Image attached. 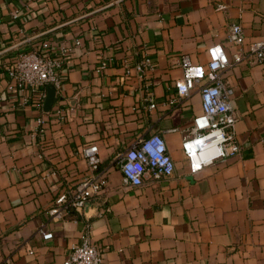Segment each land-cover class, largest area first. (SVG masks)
Segmentation results:
<instances>
[{
    "label": "crops",
    "instance_id": "crops-1",
    "mask_svg": "<svg viewBox=\"0 0 264 264\" xmlns=\"http://www.w3.org/2000/svg\"><path fill=\"white\" fill-rule=\"evenodd\" d=\"M233 24L244 29L241 47L228 40ZM76 38L82 45L60 71L52 109L35 96L24 105L29 93L10 88L7 66ZM259 40L264 0H0V264H64L86 231L102 264H264V61L252 55L224 70L240 151L196 172L182 145L202 112L201 93L182 97L175 86L182 54L206 65L214 45L233 60ZM145 53L154 70L122 83L123 59L135 65ZM104 59L112 60L97 73ZM155 133L174 173L124 184L118 157ZM88 144L106 175L97 210L52 214L59 195L92 172L80 153Z\"/></svg>",
    "mask_w": 264,
    "mask_h": 264
},
{
    "label": "built area",
    "instance_id": "built-area-1",
    "mask_svg": "<svg viewBox=\"0 0 264 264\" xmlns=\"http://www.w3.org/2000/svg\"><path fill=\"white\" fill-rule=\"evenodd\" d=\"M223 8V5L219 7L221 10ZM19 14L20 11L16 10L12 16L18 18ZM20 33L24 34V30L21 29ZM244 39L242 25H231L228 40L241 47ZM81 45L82 40L76 38L61 44L55 53L48 54L39 50L21 53L15 62L7 66L10 88L29 93L25 94L22 101L24 105L34 96L39 104H44L48 85H54L56 90L61 88L63 80L60 71L69 54ZM249 53L244 54L240 49L231 60L222 45H214L208 49L209 62L206 65L194 64L188 54H182L180 57L183 77L175 83L179 96H187L198 88L202 100V112L194 117L192 133L182 145L192 172L200 170L216 159L235 157L240 151L236 131L237 118L232 104L234 89L224 81L223 72L229 66L240 63L252 55L255 56V60L263 62L264 40L254 42ZM110 60L112 59L102 60L95 71L101 73L109 66ZM122 67L123 72L119 79L126 83L134 75L142 76L146 71L154 70L155 62L145 53L135 65L131 64L129 58L123 59ZM155 106L154 102L150 103V108ZM37 122L38 133H44L46 131L44 117L38 118ZM80 153L92 172L77 186L59 195L56 207L51 210L52 214L59 217H62L64 212L83 214L86 203L92 202L106 184V175L100 170L102 159L97 145H85ZM116 162L126 185H142L146 174L159 180L172 175L175 171V162L168 152L166 140L158 133L139 139L121 154ZM42 233L44 239L53 237L52 232ZM102 261V251L91 242L89 231H86L82 236V242L72 245L64 264H102Z\"/></svg>",
    "mask_w": 264,
    "mask_h": 264
},
{
    "label": "water",
    "instance_id": "water-1",
    "mask_svg": "<svg viewBox=\"0 0 264 264\" xmlns=\"http://www.w3.org/2000/svg\"><path fill=\"white\" fill-rule=\"evenodd\" d=\"M47 91V97L44 102V110L49 112L55 103L57 90L54 85L50 84L47 87ZM84 210V213L89 215L90 212L97 210V205H95L93 202H87Z\"/></svg>",
    "mask_w": 264,
    "mask_h": 264
},
{
    "label": "trees",
    "instance_id": "trees-1",
    "mask_svg": "<svg viewBox=\"0 0 264 264\" xmlns=\"http://www.w3.org/2000/svg\"><path fill=\"white\" fill-rule=\"evenodd\" d=\"M70 214H72V216H75L76 218H81V215H76L75 213H70Z\"/></svg>",
    "mask_w": 264,
    "mask_h": 264
}]
</instances>
